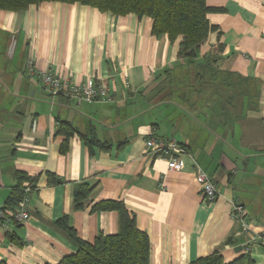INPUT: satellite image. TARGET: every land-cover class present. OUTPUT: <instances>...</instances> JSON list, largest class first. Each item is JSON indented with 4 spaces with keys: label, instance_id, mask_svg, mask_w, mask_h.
Instances as JSON below:
<instances>
[{
    "label": "crops",
    "instance_id": "obj_1",
    "mask_svg": "<svg viewBox=\"0 0 264 264\" xmlns=\"http://www.w3.org/2000/svg\"><path fill=\"white\" fill-rule=\"evenodd\" d=\"M206 4L223 11L208 15L218 29L200 57L217 54L220 69L258 85L257 109L244 108L229 126L217 125L209 110L201 116L151 99L153 79L178 61V46L153 35L149 18L80 3L0 10V208L18 184L17 173L35 180L29 219H0V262L57 264L74 253L76 246L56 226L63 216L82 240L115 234V211H91L94 203L114 200L148 235L149 264H189L215 250L226 263L249 252L255 264H264L262 245L249 241L230 216V203H239L252 231L264 235V0ZM27 57L66 81L105 82L110 101L51 97L24 74ZM60 122L77 132L67 136ZM81 135L109 147L89 148ZM150 137L179 143L185 151L181 170L169 171L166 158L151 153L145 145ZM197 167L216 187L212 202L202 197ZM48 175L59 182L51 184ZM81 184L93 191L75 208L73 193Z\"/></svg>",
    "mask_w": 264,
    "mask_h": 264
},
{
    "label": "trees",
    "instance_id": "obj_2",
    "mask_svg": "<svg viewBox=\"0 0 264 264\" xmlns=\"http://www.w3.org/2000/svg\"><path fill=\"white\" fill-rule=\"evenodd\" d=\"M44 2L80 3L115 16L133 14L137 18L147 17L151 20L153 35H165L171 44L177 43L178 61L152 81L151 99L157 104L174 103L187 113L201 116L209 110L216 124L222 126L235 122L242 116L244 108L248 111L257 109L258 85L254 80L220 69L216 65L219 58L217 54L200 57L203 43L218 29L209 22L208 15L223 11L221 8L209 7L206 0H0V10L19 12ZM218 48L221 49V46ZM60 131H64L67 136L77 132L68 122H60ZM81 136L89 148L109 147L94 135ZM65 149L66 144L62 146V151ZM17 177L18 184L4 207H1L3 210L17 208L26 185L31 188V192L34 190L35 180L23 173H17ZM48 179L51 184L59 182L52 175H48ZM24 181L29 183L22 184ZM92 191L93 188L86 184L78 185L73 193L74 207L81 208ZM91 211H115L118 214V231L110 235L100 234L88 242L76 235L68 218L63 216L57 220L56 226L66 232L76 246V251L63 257L57 264H149L148 235L138 229L135 218L122 201L103 200L94 203ZM0 264L6 263L1 261ZM189 264H255V261L249 252H245L226 263L219 251L215 250Z\"/></svg>",
    "mask_w": 264,
    "mask_h": 264
},
{
    "label": "built area",
    "instance_id": "obj_3",
    "mask_svg": "<svg viewBox=\"0 0 264 264\" xmlns=\"http://www.w3.org/2000/svg\"><path fill=\"white\" fill-rule=\"evenodd\" d=\"M23 70L28 78H35L38 80L44 91L53 98L63 96L79 103L84 102L88 104L110 101L108 86L105 82L96 84L92 80H88L85 83L79 84L66 81L55 72L38 69L31 57L25 58ZM145 145L152 154L166 158L167 169L169 171L181 170L183 164L181 155L184 154L185 151L174 138L150 137L146 140ZM196 181L198 182L203 199L207 202L214 201L217 196V190L211 180V176L203 169L197 167ZM30 194L31 188L26 185L23 188V196L17 208L14 210H3L0 208V219L7 220V218H10L19 223L26 222L30 217L28 211ZM230 205V216L232 220L240 224L241 232L248 237L249 241L257 242L264 248V235H259L252 231L246 218L247 212L245 209L234 201H232Z\"/></svg>",
    "mask_w": 264,
    "mask_h": 264
},
{
    "label": "rangeland",
    "instance_id": "obj_4",
    "mask_svg": "<svg viewBox=\"0 0 264 264\" xmlns=\"http://www.w3.org/2000/svg\"><path fill=\"white\" fill-rule=\"evenodd\" d=\"M10 49H11V47H10ZM1 82V81H0ZM1 83H3V82H1ZM4 93V92H3ZM0 94H2L1 92H0ZM159 98V97H158ZM4 99V97H2V98H0V102H1V100H3ZM156 100V99H155ZM167 162V161H166Z\"/></svg>",
    "mask_w": 264,
    "mask_h": 264
}]
</instances>
